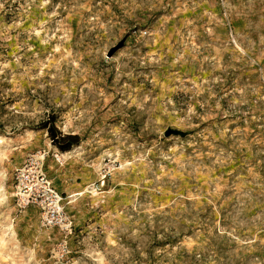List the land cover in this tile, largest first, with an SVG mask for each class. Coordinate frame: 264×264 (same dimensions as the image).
<instances>
[{
	"label": "rangeland",
	"instance_id": "rangeland-1",
	"mask_svg": "<svg viewBox=\"0 0 264 264\" xmlns=\"http://www.w3.org/2000/svg\"><path fill=\"white\" fill-rule=\"evenodd\" d=\"M0 264H264V0H0Z\"/></svg>",
	"mask_w": 264,
	"mask_h": 264
},
{
	"label": "built area",
	"instance_id": "built-area-1",
	"mask_svg": "<svg viewBox=\"0 0 264 264\" xmlns=\"http://www.w3.org/2000/svg\"><path fill=\"white\" fill-rule=\"evenodd\" d=\"M37 169L35 160L31 157L23 168L14 172L13 182L17 201L20 206L33 204L39 207L46 224H60L64 220L61 196Z\"/></svg>",
	"mask_w": 264,
	"mask_h": 264
},
{
	"label": "trees",
	"instance_id": "trees-1",
	"mask_svg": "<svg viewBox=\"0 0 264 264\" xmlns=\"http://www.w3.org/2000/svg\"><path fill=\"white\" fill-rule=\"evenodd\" d=\"M37 127L46 130L53 145L62 152L71 150L81 142V137L78 134H63L56 125L54 115H50L46 120L40 122Z\"/></svg>",
	"mask_w": 264,
	"mask_h": 264
},
{
	"label": "water",
	"instance_id": "water-1",
	"mask_svg": "<svg viewBox=\"0 0 264 264\" xmlns=\"http://www.w3.org/2000/svg\"><path fill=\"white\" fill-rule=\"evenodd\" d=\"M171 133H178V131L177 130H173V129H168L167 131H166V135L168 136L169 134H171Z\"/></svg>",
	"mask_w": 264,
	"mask_h": 264
}]
</instances>
